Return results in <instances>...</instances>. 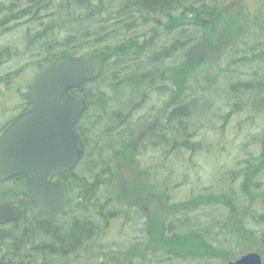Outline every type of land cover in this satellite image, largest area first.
Segmentation results:
<instances>
[{
	"label": "trees",
	"instance_id": "1",
	"mask_svg": "<svg viewBox=\"0 0 264 264\" xmlns=\"http://www.w3.org/2000/svg\"><path fill=\"white\" fill-rule=\"evenodd\" d=\"M224 1L0 0V37H8L0 47V71L5 68L0 74V134L28 107L29 87L47 63L92 56L101 64L99 76L87 82L82 92L75 93L87 103L78 122L84 153L74 169L55 176L67 193L64 205L53 212L38 209L28 189L27 175L0 181V195L7 196L0 202L14 203L22 212L20 220L0 224V264L91 261L97 252L84 247L99 237L101 228L120 217L122 223L126 222L131 210L138 213L134 207L129 210L123 205L124 198L114 181L119 163L128 152L132 161L136 159V164L141 165V176L153 179V185L159 183L164 201L173 206L164 224L168 238L199 233L215 250L226 252L249 246L252 237V243L264 252V193L257 209L249 207L250 190L264 188L257 180L264 171V133L259 140L256 135L260 153L241 158L240 164L236 163L238 170L224 176L225 185H196L198 175L194 181L201 190L177 198L176 192L187 182H172L164 175L172 165V176L189 177L176 171V164L193 160L200 152L209 154L215 140L202 132L205 126L216 127L218 143L223 148L233 116L245 111L249 100L260 93L254 90L264 89L262 74H254L248 82L240 76L247 72L233 68L252 66L255 63L249 59L251 56L264 58L261 43L250 49L239 45L225 67H220L219 61L204 62L185 76L184 92L181 87L177 90L171 80L172 71L187 63L184 53L199 40L202 26L212 22ZM205 81L223 90L228 81L232 93L213 92V86H206ZM167 92L174 93V97L178 92L183 94L177 102L168 103L172 105L152 123L150 135L140 141L136 154L130 153L132 143L138 142L139 131L149 123L154 107L148 104L154 95ZM217 104L220 106L214 110ZM146 106L150 107L145 113L148 117H137ZM198 106L206 108L199 111ZM250 121L253 122L251 114H247L237 126ZM142 156L150 161L145 166ZM151 165L158 171L151 174ZM250 178H254L253 188ZM71 189L75 191L72 201ZM209 207L217 208L219 216L226 210L228 217L202 226L200 215L207 218L213 214L207 210ZM246 211L252 213L250 217L233 218L234 213ZM134 255L136 259L139 256ZM141 256V264H192L213 259L175 247ZM103 262L101 257L97 264Z\"/></svg>",
	"mask_w": 264,
	"mask_h": 264
},
{
	"label": "rangeland",
	"instance_id": "2",
	"mask_svg": "<svg viewBox=\"0 0 264 264\" xmlns=\"http://www.w3.org/2000/svg\"><path fill=\"white\" fill-rule=\"evenodd\" d=\"M7 39L8 37L4 35L0 37V47L6 43ZM258 43H261L262 47H264V0H225L215 14L212 22L202 26V35L199 37V40L191 48L187 49L186 54L184 53L187 63L184 66L182 65L183 67L179 66L172 71L171 80L175 82L176 89L178 90L181 87L180 91H182L186 88L184 82L185 76L192 70L197 69L204 62L212 60V63H216L219 61L221 64L220 67H225V64L232 59L231 55L233 56L236 53L233 51L239 45L250 49L252 46H258ZM253 62L255 64L245 68L243 66L238 67V65L233 66V68H239L248 73L247 75L246 73L240 75L244 76V81L249 82L253 80L254 74L258 72L264 76V58H255ZM4 72L5 68L0 71V74ZM226 84L228 85L223 90L218 84L215 86L205 81L206 86H213V92H228L231 95L232 89L229 88V82L226 81ZM183 92H178L177 95L175 94V97L174 93L168 94V92L162 95H154L151 104H148V106L152 105L154 108L150 111V107L146 106L139 111L137 117L140 118H142V115L147 116L145 113L150 111V120L139 131V136L137 137L139 143L135 141L132 143L130 153L134 152L136 154L140 141L145 136L150 135L149 128L153 125L152 123L157 121L159 116H162L174 102H177ZM253 92L260 93L258 95L255 94V97L249 100L250 103H247L244 109L245 111L233 116L226 128L225 141L227 143L223 148L218 143L220 136L216 127L205 126L202 132L209 136L211 140H215V143L210 148L211 151L209 154L207 152H200L193 160L184 159L183 163H175L176 171L184 172V175L189 177L178 178L176 175L172 176L171 171H169L172 165L170 168L165 169L164 175H167L165 178H168L170 181L180 183L185 179L187 182V185L181 186L176 192L177 198L187 196L190 192L201 190V188L195 186L194 179L198 175L200 177L196 185L203 187H211L212 185L219 184L225 185L224 176H227L232 170H238L236 163L240 164L239 160L241 158L250 157L253 152L255 154L260 153V142L258 140L264 133V90ZM170 102L172 104L168 106ZM217 105L214 110L219 108L220 104ZM205 108L204 106L197 107L199 111H203ZM247 114H251L253 122L250 121L248 124L244 123L238 127L237 122L247 116ZM206 123L207 121H205ZM256 135L258 140L256 139ZM257 141L258 144H256ZM131 158L128 152L119 163L120 165L114 181L117 186L116 189L119 191L121 197L124 198L125 203L123 205L128 208L134 207L138 210V213L135 210L132 211L130 208L129 210L131 211L129 214L131 217L126 222L122 223L121 217L109 221L106 226L101 228L102 232L99 237L84 247H89L90 251L97 252L91 261L74 260L71 264H97L101 257L104 259L103 264H131L130 262L134 261L136 264H141L142 254L147 253L149 255L153 250L165 251L168 247H175L178 251L182 249L184 252L190 251L191 253L213 258L211 260H203L202 262L196 261L192 264H228L230 261L239 259L247 250L248 252H259L264 261V252L257 248V243H252L254 241L252 237L248 240L249 246L243 245L240 249L236 247L226 252L215 250L199 233L185 236L176 235L172 237L173 239L168 238L166 233L164 234V224L166 215H170L173 212V206L171 205L169 207L167 202L164 201V195L161 194L163 189L159 188L160 184L157 183L156 186L152 184L154 183L153 179H144L139 171V168H142L141 165L136 164V159L132 161ZM141 161L142 166L150 162L147 158L143 159V156L141 157ZM148 170L151 174L158 171L154 165H151ZM263 172L257 177V180L261 181L260 187H264ZM235 177L234 183H237L239 179L238 176L235 175ZM249 183L252 185L251 188H253L254 178H250ZM254 193L260 194L254 195ZM263 193L264 188L255 191L250 190L249 207L257 209ZM99 194L101 195V191L98 192ZM69 195V200H74V189H71ZM6 198L7 196L0 195V199ZM166 200L170 203L169 198H166ZM220 207L222 208V206ZM207 210L213 214L212 216L208 215L207 218L202 217L203 214L200 215V218L204 221V224H201L202 226L211 222L213 219H226L228 217H226V210L224 213H221V216H219V210L217 208L209 207ZM251 214L248 211L240 214L234 213L233 218H237V216L244 217V215L250 217ZM185 247L189 250L184 249ZM243 248H247V250ZM134 254L139 255L137 259ZM187 262H175V264L190 263Z\"/></svg>",
	"mask_w": 264,
	"mask_h": 264
},
{
	"label": "water",
	"instance_id": "3",
	"mask_svg": "<svg viewBox=\"0 0 264 264\" xmlns=\"http://www.w3.org/2000/svg\"><path fill=\"white\" fill-rule=\"evenodd\" d=\"M100 72L92 56L47 63L29 87L28 107L0 135V181L29 176L32 199L41 211L53 212L65 203V187L54 177L75 168L84 153L78 122L87 103L75 93ZM21 216L17 206L0 202V224ZM228 264H263V258L253 251Z\"/></svg>",
	"mask_w": 264,
	"mask_h": 264
},
{
	"label": "flooded vegetation",
	"instance_id": "4",
	"mask_svg": "<svg viewBox=\"0 0 264 264\" xmlns=\"http://www.w3.org/2000/svg\"><path fill=\"white\" fill-rule=\"evenodd\" d=\"M255 58H258V57L251 56L249 59H250L251 61H253V59H255ZM263 90H264V89H263ZM254 91H257V90H254ZM260 91H261V89H260Z\"/></svg>",
	"mask_w": 264,
	"mask_h": 264
}]
</instances>
